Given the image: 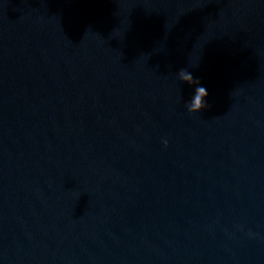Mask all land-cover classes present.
<instances>
[{
  "label": "water",
  "instance_id": "95a60500",
  "mask_svg": "<svg viewBox=\"0 0 264 264\" xmlns=\"http://www.w3.org/2000/svg\"><path fill=\"white\" fill-rule=\"evenodd\" d=\"M0 264H264V0L0 21Z\"/></svg>",
  "mask_w": 264,
  "mask_h": 264
},
{
  "label": "clouds",
  "instance_id": "9594fccd",
  "mask_svg": "<svg viewBox=\"0 0 264 264\" xmlns=\"http://www.w3.org/2000/svg\"><path fill=\"white\" fill-rule=\"evenodd\" d=\"M178 77L181 82L188 84L189 86H194V94L186 104L187 110L189 113H199L202 109L207 108L208 104L206 103L205 98L208 95V92L204 86L200 85L198 79L185 68H181L178 72ZM165 147H167V141H164Z\"/></svg>",
  "mask_w": 264,
  "mask_h": 264
}]
</instances>
